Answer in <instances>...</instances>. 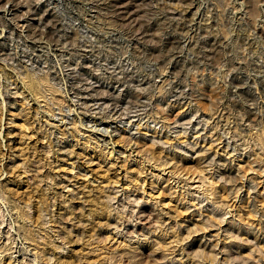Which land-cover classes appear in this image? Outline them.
<instances>
[{
    "label": "rangeland",
    "instance_id": "rangeland-1",
    "mask_svg": "<svg viewBox=\"0 0 264 264\" xmlns=\"http://www.w3.org/2000/svg\"><path fill=\"white\" fill-rule=\"evenodd\" d=\"M57 13L65 46L20 39ZM0 29V264H264V0H0Z\"/></svg>",
    "mask_w": 264,
    "mask_h": 264
},
{
    "label": "built area",
    "instance_id": "built-area-1",
    "mask_svg": "<svg viewBox=\"0 0 264 264\" xmlns=\"http://www.w3.org/2000/svg\"><path fill=\"white\" fill-rule=\"evenodd\" d=\"M2 8L4 10L10 9L7 1ZM62 16L63 15L60 13H57V16L52 19L56 22V25H59V27L55 29H51L49 24L43 25L40 20L34 23L21 25L20 28L22 32H28L30 30V33H27L26 35L22 34L20 39H24L26 41L32 40L47 47L65 46L69 42L68 38L74 36L72 29L77 25V23L75 17H71L67 23L60 22L62 20ZM52 20L49 22L51 23ZM58 32L60 33L58 34ZM13 43L14 40L12 38H9L8 36L3 37V31L0 29V47H11L13 46Z\"/></svg>",
    "mask_w": 264,
    "mask_h": 264
}]
</instances>
